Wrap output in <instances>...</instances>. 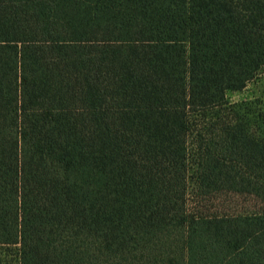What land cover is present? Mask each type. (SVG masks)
Returning <instances> with one entry per match:
<instances>
[{"label": "trees", "instance_id": "trees-1", "mask_svg": "<svg viewBox=\"0 0 264 264\" xmlns=\"http://www.w3.org/2000/svg\"><path fill=\"white\" fill-rule=\"evenodd\" d=\"M263 68L264 0H0V245L264 264V97L230 99Z\"/></svg>", "mask_w": 264, "mask_h": 264}, {"label": "rangeland", "instance_id": "rangeland-1", "mask_svg": "<svg viewBox=\"0 0 264 264\" xmlns=\"http://www.w3.org/2000/svg\"><path fill=\"white\" fill-rule=\"evenodd\" d=\"M262 97H264V68L243 90L230 94V99L234 102L252 101ZM243 201L245 202L244 197L221 195L208 204L205 212L208 216H213L235 214L243 208H246L245 211L254 210L250 204L247 206ZM18 248V245H0V264H19Z\"/></svg>", "mask_w": 264, "mask_h": 264}]
</instances>
